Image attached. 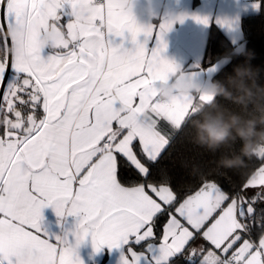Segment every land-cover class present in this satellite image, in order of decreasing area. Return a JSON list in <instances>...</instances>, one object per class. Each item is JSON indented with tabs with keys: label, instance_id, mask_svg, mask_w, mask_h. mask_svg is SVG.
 <instances>
[{
	"label": "snow or ice",
	"instance_id": "snow-or-ice-1",
	"mask_svg": "<svg viewBox=\"0 0 264 264\" xmlns=\"http://www.w3.org/2000/svg\"><path fill=\"white\" fill-rule=\"evenodd\" d=\"M66 4L74 20L65 26ZM118 5L0 0V264H83L76 249L88 237L97 252L123 248L120 264H264V156L235 190L205 179L178 201L156 171L170 132L195 115L196 97L158 92L177 69L162 55L174 21L149 51L153 26ZM50 25L63 38L45 60L39 40ZM125 32L134 51L113 45ZM46 207L79 217L75 244L42 228ZM198 236L209 246L189 249Z\"/></svg>",
	"mask_w": 264,
	"mask_h": 264
},
{
	"label": "crops",
	"instance_id": "crops-1",
	"mask_svg": "<svg viewBox=\"0 0 264 264\" xmlns=\"http://www.w3.org/2000/svg\"><path fill=\"white\" fill-rule=\"evenodd\" d=\"M116 2L121 3L122 0H116ZM149 8H151V12ZM258 8L259 0H151L150 4L149 0H138L134 7L137 23L145 27L151 25L154 28L146 45L149 51L157 46L159 26L168 20L174 21L172 28L164 34L167 48L162 55L173 61L177 65V69L168 80L160 83L158 92L164 86L174 85L177 76L187 75L198 85V90L190 95H175L167 101H171L177 96L196 97L192 101L193 104H196L192 108L193 112L197 109L198 97H207L208 102L212 101L210 95L204 94L199 89H206L214 82L213 76L225 63V60L221 59L212 64H204L210 26L212 22H215L229 40L242 48L243 44L240 43L243 38L242 16L256 12ZM58 14L63 15L62 21L65 26L74 20L72 9L67 4L58 10ZM195 16L207 17L208 23L197 22L193 19ZM178 17H184L183 21L177 19ZM111 39L114 46L123 44L121 50L134 51L135 49V45L131 42V37L127 32L123 37H112ZM138 40L141 43L144 42L143 34L138 37ZM54 51L53 47H42L40 55L47 60L50 55L54 54ZM193 72H197V74H193ZM160 99L165 101L161 97ZM42 213L44 217L42 228L53 240L56 237L64 238L67 236L69 243L75 244L74 233L77 230L79 217L70 215L58 217L52 207L44 208ZM200 245L205 246V240L198 236L188 246L189 249L196 248L199 251ZM123 250V248L109 249L105 246L97 252L93 247L91 237L86 238L76 249L83 264H120Z\"/></svg>",
	"mask_w": 264,
	"mask_h": 264
},
{
	"label": "trees",
	"instance_id": "trees-1",
	"mask_svg": "<svg viewBox=\"0 0 264 264\" xmlns=\"http://www.w3.org/2000/svg\"><path fill=\"white\" fill-rule=\"evenodd\" d=\"M241 23L243 38L240 43L243 46L239 48L238 44L229 40L222 29L212 22L204 64L225 60L214 74V82H226L228 77L234 75V70L241 67L250 69L257 85L264 86V0H261L256 12L244 14ZM220 111L231 112L246 119L259 115L253 105L249 104L244 109L223 97H217L215 102L197 101L195 115L186 119L180 130L170 132V143L161 153L156 165L157 173L169 178L178 201L195 192L205 179L215 181L226 191L235 190L254 167L261 165L260 157H244L241 151L243 144L238 138L215 150L198 142L199 125L205 122L206 117ZM240 157L243 159H238ZM228 161L235 163L228 167ZM124 175L132 177L133 173L126 169ZM166 219V216L161 218L162 221ZM259 235V229L254 227L252 239L258 241ZM208 246L205 241V247Z\"/></svg>",
	"mask_w": 264,
	"mask_h": 264
},
{
	"label": "clouds",
	"instance_id": "clouds-1",
	"mask_svg": "<svg viewBox=\"0 0 264 264\" xmlns=\"http://www.w3.org/2000/svg\"><path fill=\"white\" fill-rule=\"evenodd\" d=\"M137 2L138 0H122L118 7L125 12L130 11L134 15V7ZM150 3L151 0H149ZM149 11L151 12V8ZM22 35L23 33L19 29H12L9 32V37L14 40L21 39ZM62 38L63 33L50 25L41 34L39 43L41 47H53ZM197 90L198 85L189 76H177L174 85L164 86L159 90V96L167 101L175 95H190ZM199 90L210 95L213 102L217 97H223L241 105L244 109H247L251 104L259 115L247 119L227 111L209 115L205 118V122L198 127V142L215 150L220 145L238 138L243 144L241 151L244 157L264 156V151H262L264 150V86L257 85L252 71L238 67L234 70V75L228 77L226 82L216 81L206 89ZM238 159L242 160L243 157ZM234 163V161H228L226 166L232 167Z\"/></svg>",
	"mask_w": 264,
	"mask_h": 264
},
{
	"label": "water",
	"instance_id": "water-1",
	"mask_svg": "<svg viewBox=\"0 0 264 264\" xmlns=\"http://www.w3.org/2000/svg\"><path fill=\"white\" fill-rule=\"evenodd\" d=\"M59 15H61V21H60V24L64 25V23H63V21H62L63 15H62V14H59ZM214 182H215V181H214ZM217 184H218V183H217ZM218 185H219V184H218ZM219 186H220V185H219ZM220 187H221V186H220ZM221 188H222V187H221ZM198 189H199V188H198ZM198 189H197V190H198ZM222 189H223V188H222ZM197 190H196V191H197ZM196 191H195V192H196ZM195 192H193V193H191V194H189V195H193ZM187 196H188V195H187ZM187 196L184 197L183 199L187 198ZM183 199H182V200H183ZM182 200H181V201H182Z\"/></svg>",
	"mask_w": 264,
	"mask_h": 264
},
{
	"label": "rangeland",
	"instance_id": "rangeland-1",
	"mask_svg": "<svg viewBox=\"0 0 264 264\" xmlns=\"http://www.w3.org/2000/svg\"><path fill=\"white\" fill-rule=\"evenodd\" d=\"M262 151H264V150H262Z\"/></svg>",
	"mask_w": 264,
	"mask_h": 264
}]
</instances>
